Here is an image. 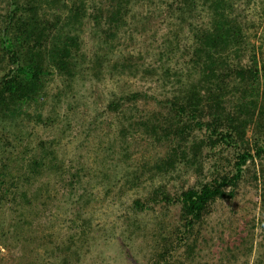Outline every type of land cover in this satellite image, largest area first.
Masks as SVG:
<instances>
[{
  "label": "trees",
  "instance_id": "obj_1",
  "mask_svg": "<svg viewBox=\"0 0 264 264\" xmlns=\"http://www.w3.org/2000/svg\"><path fill=\"white\" fill-rule=\"evenodd\" d=\"M238 5L239 0H0V226L8 219V224H15L10 242L22 245L18 264L43 263L33 259L35 249L25 250L36 245L37 237L29 230L20 232L31 223L23 225L18 211L39 205L42 212L64 182L63 201L82 205L68 228L85 231L89 223L84 213L90 204L87 190L77 191L88 177L80 170L66 176L68 169L55 147L38 137L25 138L23 124L53 127L60 114L55 105L63 94L59 90L49 101L50 84L57 80L70 89L84 79H98L105 68L110 76L117 70L122 75L135 70L144 84L151 83L112 94L105 113L114 116L122 143L114 142L106 151L129 157L128 139L137 135L165 148L152 165L145 161L126 168L122 179L102 172L107 191L112 181L138 187L181 166L195 175L194 182L175 196L158 186L149 198L134 201L137 214L158 203L180 206L171 243L155 252L152 264H193L201 251L197 247L206 241L199 242V237L212 232L208 228L217 203L243 199L240 188L251 168L252 179L260 182L261 193L254 194L260 197L264 236V57L248 36ZM143 7L147 12L139 16ZM157 14L167 30L149 60L138 64L123 60L121 53L116 55L121 62L110 63L113 41L121 32L147 24L149 16ZM135 15L140 18L132 22ZM87 22H92L98 43L96 58L88 63L81 60L87 54L80 33ZM183 55L188 60L182 64L174 60ZM207 154L213 159L209 169ZM206 169L209 175L204 177ZM43 190L50 195H43ZM72 235L58 245L59 253L54 250L57 264H78L87 258L89 239L81 247ZM53 246L45 245L46 256ZM183 247L184 259L182 254L171 255Z\"/></svg>",
  "mask_w": 264,
  "mask_h": 264
},
{
  "label": "rangeland",
  "instance_id": "obj_2",
  "mask_svg": "<svg viewBox=\"0 0 264 264\" xmlns=\"http://www.w3.org/2000/svg\"><path fill=\"white\" fill-rule=\"evenodd\" d=\"M146 12V7H143L139 16ZM237 12L243 16L248 36L258 53L264 57V0H239ZM160 15H150L147 24L141 23L128 33L126 31L127 34L124 30L120 31L121 36L113 41L110 63L114 60L121 62L122 58L134 60L138 64L148 61L147 57L153 54L156 45L158 48L167 30ZM136 17V15L134 18L131 17L134 20L131 21L135 22L140 18ZM80 33L82 46L87 54L81 60L88 63L89 60H95L94 52L98 44L94 37L92 22L84 24ZM121 53L124 57H116ZM174 60H180L179 64H182L184 60H188V56L183 55ZM132 63L133 61L128 64ZM89 65L92 66V63ZM106 70L108 69L105 68L98 79L91 78L86 81L84 79L83 82L72 85L70 89H66L59 82L55 83L57 80H54V83L50 84L49 101L53 102V94L59 90L63 94L55 105L60 114L53 119L54 126L46 128L32 126L31 123L23 124L25 138H28V135L32 139L38 137L47 142V147H55L68 169L66 176L70 174L69 171L80 170V174L88 177L77 185V191L87 190L90 198V204L84 213L89 223L85 231L68 228L71 218L74 217L73 213L82 208V205L73 201L70 203L63 201L65 198L63 192H67L64 182L51 204L46 205L42 212H39V205L33 210L18 211L23 225L27 221L31 223L22 227L20 232L29 230L37 237L36 245L25 247V250L35 249L31 255L36 258L33 257L34 260L43 262L42 264L58 263L59 258H55L53 254L60 250L58 245L65 244L71 234H74L72 236L76 244L81 247L85 238L90 241L87 245V258L78 264H152L155 262L153 258L155 252L164 244L171 243L173 235L171 229L179 221L180 206L158 203L153 209L148 207L146 212L137 214L134 207L135 199L149 198L158 186H166L167 191L175 196L181 188L195 180L194 172L181 166L173 174L156 176L152 181L141 183L138 187H125L120 182L115 184L112 181L108 183L110 190L107 191V184L100 178L102 172H110L122 179L121 174L126 168L133 169L145 161L152 165L165 153V148L155 146L150 140L137 135L128 139L126 151L129 157L117 153L110 155L106 151V146H112L114 142L122 143L119 125L115 123L114 116L105 113V107L112 94H122L131 88L143 89L151 84L147 82L144 84L135 70L134 73L125 75L117 70L114 76H110ZM26 142L27 139H24L25 144ZM208 154L204 162L209 169L213 159ZM254 169L251 168L247 172L246 181L240 188V191L244 192V195L240 196L243 197L240 202L217 203L208 228V231L212 232L205 231L199 237V242L204 238L206 241L197 247L196 251H201L193 264H264V236L259 227L260 197L254 194L255 191L260 194L261 189L260 182L252 179ZM256 169H259L258 163ZM208 175L206 169L203 176ZM55 193L56 191H53L51 194ZM43 195L50 194L43 190ZM16 207L18 208L16 210H20L21 203ZM54 213L59 217L53 216ZM8 221L9 219L0 226V264H18L23 248L21 243L13 245L10 242L15 224H8ZM2 233L7 237L4 238ZM53 243V248L47 249L51 255L46 256L45 245ZM184 248L172 251L171 255L178 257L182 254L184 259L186 255Z\"/></svg>",
  "mask_w": 264,
  "mask_h": 264
}]
</instances>
